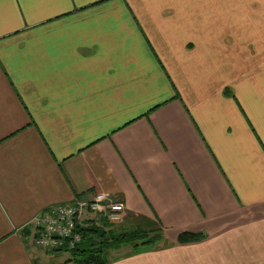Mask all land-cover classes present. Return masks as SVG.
Listing matches in <instances>:
<instances>
[{"label":"crops","instance_id":"obj_1","mask_svg":"<svg viewBox=\"0 0 264 264\" xmlns=\"http://www.w3.org/2000/svg\"><path fill=\"white\" fill-rule=\"evenodd\" d=\"M95 193L163 233L107 264H264V0H0V264Z\"/></svg>","mask_w":264,"mask_h":264},{"label":"trees","instance_id":"obj_2","mask_svg":"<svg viewBox=\"0 0 264 264\" xmlns=\"http://www.w3.org/2000/svg\"><path fill=\"white\" fill-rule=\"evenodd\" d=\"M75 233L79 241L70 249L63 248L59 252L67 251V262L73 264H107L111 261V252L124 247L138 249L151 246L162 240L160 229L145 230L142 228H126L107 221L88 220L75 225ZM200 233L181 232L177 240L180 243L197 241L201 239Z\"/></svg>","mask_w":264,"mask_h":264},{"label":"built area","instance_id":"obj_3","mask_svg":"<svg viewBox=\"0 0 264 264\" xmlns=\"http://www.w3.org/2000/svg\"><path fill=\"white\" fill-rule=\"evenodd\" d=\"M124 211L125 206L121 202L109 199L104 193L77 199L73 204L52 207L33 221L38 233L35 244L43 249H70L79 241L75 225L84 212L101 214L109 222L118 223Z\"/></svg>","mask_w":264,"mask_h":264},{"label":"rangeland","instance_id":"obj_4","mask_svg":"<svg viewBox=\"0 0 264 264\" xmlns=\"http://www.w3.org/2000/svg\"><path fill=\"white\" fill-rule=\"evenodd\" d=\"M114 224H116V225H120L121 223H114ZM126 228H127V227H126ZM62 254H63V255H67L68 252H67V251H62Z\"/></svg>","mask_w":264,"mask_h":264}]
</instances>
